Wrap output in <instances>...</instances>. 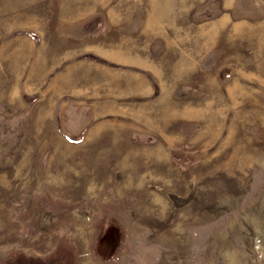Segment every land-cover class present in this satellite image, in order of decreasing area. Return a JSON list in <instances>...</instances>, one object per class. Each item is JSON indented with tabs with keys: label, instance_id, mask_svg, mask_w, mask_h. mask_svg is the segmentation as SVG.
Segmentation results:
<instances>
[{
	"label": "rangeland",
	"instance_id": "obj_1",
	"mask_svg": "<svg viewBox=\"0 0 264 264\" xmlns=\"http://www.w3.org/2000/svg\"><path fill=\"white\" fill-rule=\"evenodd\" d=\"M0 264H264V0H0Z\"/></svg>",
	"mask_w": 264,
	"mask_h": 264
}]
</instances>
